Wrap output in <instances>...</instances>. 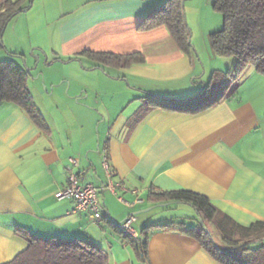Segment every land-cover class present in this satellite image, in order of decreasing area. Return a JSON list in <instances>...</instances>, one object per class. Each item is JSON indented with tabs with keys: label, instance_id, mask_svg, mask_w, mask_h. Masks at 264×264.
Segmentation results:
<instances>
[{
	"label": "crops",
	"instance_id": "obj_1",
	"mask_svg": "<svg viewBox=\"0 0 264 264\" xmlns=\"http://www.w3.org/2000/svg\"><path fill=\"white\" fill-rule=\"evenodd\" d=\"M37 1L35 17L28 18ZM164 1L34 0L28 14L6 26L3 45L23 55L45 128L16 104L0 103V264L26 248L16 229L90 240L108 254L109 264H219L187 234L153 229L144 235L147 226L194 225L182 216L143 211L155 204L150 192L190 191L241 226L264 221V76L248 66L233 94L197 113L146 102L190 99L212 71L224 70L207 72L192 50L184 54L176 47L165 26L138 30ZM40 16L49 30L47 44L54 39L58 49L41 47L57 56H27L31 21ZM82 52L139 53L143 61L101 65ZM223 61L229 71L233 60ZM103 155L112 179L137 193L124 194L133 203L128 207L100 192L104 213L96 226L85 213H69L73 202L57 201L54 194L66 185L71 159L83 183L104 184ZM129 215L135 216L136 240L146 241L144 254L111 226Z\"/></svg>",
	"mask_w": 264,
	"mask_h": 264
},
{
	"label": "trees",
	"instance_id": "obj_2",
	"mask_svg": "<svg viewBox=\"0 0 264 264\" xmlns=\"http://www.w3.org/2000/svg\"><path fill=\"white\" fill-rule=\"evenodd\" d=\"M182 1L165 0L143 18L138 30L165 26L176 47L184 54H189L191 46ZM29 3L30 0H0V50L4 48L2 38L6 26ZM212 7L222 15V28L211 35L212 51L218 57H234L233 69L225 75L213 73L208 83L190 99L178 101L153 97L146 98V102L169 110L197 113L233 94L248 66L264 76V0H212ZM80 56H86L101 65L117 67L143 61L139 53L115 55L82 52ZM10 57L22 59L23 55L13 53ZM221 77H224L223 89L218 86L222 83ZM29 78L30 71L17 61H0V103L16 104L35 124L45 128L29 91ZM213 80H217L216 83ZM148 196L154 205L168 202L171 203L167 206L189 205L197 215V222L188 228L182 222L147 226L142 229L145 236L146 231L153 229L179 231L195 239L219 264H264V221L241 226L219 212L206 197L186 190L150 192ZM111 226L118 230L115 223L111 222ZM16 232H23L26 248L5 264H109L108 254L90 240L36 236L21 229H16ZM122 235L124 238L130 237L133 246L145 253L146 241L140 242L129 235Z\"/></svg>",
	"mask_w": 264,
	"mask_h": 264
},
{
	"label": "rangeland",
	"instance_id": "obj_3",
	"mask_svg": "<svg viewBox=\"0 0 264 264\" xmlns=\"http://www.w3.org/2000/svg\"><path fill=\"white\" fill-rule=\"evenodd\" d=\"M64 0H57V3H62ZM69 0H66V3ZM79 1V0H78ZM40 1H37L32 9V11L28 14L29 10L23 14H28V18L35 17V10L36 6H38ZM182 12L185 18L186 23V29L188 32V41L191 46V50L193 51L194 56H199V59L205 67H207V72L212 69L211 67H221V71L214 70L211 72V74L208 75V77L213 73H221L222 75H225L227 72L226 66L224 65L223 60L231 59L233 60L235 64V58L234 57H218L214 54L211 47V35L217 31H219L222 28V15L220 12L215 10L212 7V0H183L182 1ZM45 23L43 16H40L39 18H34L31 21V24L33 26L34 31L30 32V35H32L31 41L32 45L29 46V44H25L27 50V56H57L54 52L58 49V46L56 44V40L50 39V42L47 44V38H45V35L49 34V30L45 29ZM29 35V33H27ZM27 34L24 35L25 43L28 42ZM29 43V42H28ZM43 46L45 49L52 50L51 52L45 53V49L41 47ZM0 56H8L6 57V60L13 59L18 60L16 58L10 57V54H13L11 52H8L4 46L3 49L0 50ZM16 54V53H15ZM4 59V58H3ZM3 59H0V61H4ZM22 61V60H21ZM231 65L230 70L231 71L234 67ZM23 66V64H22ZM24 67V66H23ZM209 77V78H210ZM208 78V80H209ZM224 77H221L220 81L222 82L220 85V88L223 89L224 85ZM228 80V79H227ZM217 80H213V83H216ZM145 210V209H144ZM149 214H162V216H170V215H178L185 217V221H193V223H196L197 215L193 208H191L189 205L185 204H173L169 206H162V207H154L150 209ZM191 219V220H188ZM135 229L136 226L133 225Z\"/></svg>",
	"mask_w": 264,
	"mask_h": 264
},
{
	"label": "built area",
	"instance_id": "obj_4",
	"mask_svg": "<svg viewBox=\"0 0 264 264\" xmlns=\"http://www.w3.org/2000/svg\"><path fill=\"white\" fill-rule=\"evenodd\" d=\"M102 166L107 180L101 186H95L91 183H83L81 181L80 176L75 172L77 161L71 159L70 164L66 166V185L54 194V198L57 201L71 200L73 202V208L69 213H85L96 226L101 225L104 213L102 202L99 199L100 192L112 194L118 202L128 207H132L133 203L128 202L124 194L127 192L137 193V190L129 189L125 183L112 179L106 155L102 156ZM134 221L135 216L129 215L125 220L115 223V225L122 234L136 238L137 231L132 226Z\"/></svg>",
	"mask_w": 264,
	"mask_h": 264
},
{
	"label": "water",
	"instance_id": "obj_5",
	"mask_svg": "<svg viewBox=\"0 0 264 264\" xmlns=\"http://www.w3.org/2000/svg\"><path fill=\"white\" fill-rule=\"evenodd\" d=\"M32 3H33V0H30L29 6L26 7V8H23L22 10H20V13H25V12H27V11L30 9V7L32 6ZM35 59H37V58H35ZM21 60H22V64H23V66H24L26 69H28V68L26 67V65H25L24 59L22 58ZM28 70L30 71V69H28ZM170 203H171V202H168V203H162V204H157V205H153V206H150V207H148L147 209H145V210H143V211H148V210H150V209H152V208H154V207L167 206V205L170 204Z\"/></svg>",
	"mask_w": 264,
	"mask_h": 264
}]
</instances>
